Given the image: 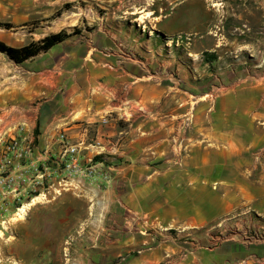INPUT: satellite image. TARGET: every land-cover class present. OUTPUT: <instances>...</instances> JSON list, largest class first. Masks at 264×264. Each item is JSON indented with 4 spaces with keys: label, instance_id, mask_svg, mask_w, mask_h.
<instances>
[{
    "label": "rangeland",
    "instance_id": "obj_1",
    "mask_svg": "<svg viewBox=\"0 0 264 264\" xmlns=\"http://www.w3.org/2000/svg\"><path fill=\"white\" fill-rule=\"evenodd\" d=\"M61 31L73 37L22 64L0 52V79L34 76L46 112L72 111L69 90L90 89L105 116L78 127L83 137L58 135L62 187L53 181L24 215L0 213V264H129L149 234L198 258L263 241L264 216L243 195L264 188V0H0V42L20 48ZM152 178L147 199L174 223L163 236L125 207L140 206L132 194ZM209 203L211 223L176 225L183 208Z\"/></svg>",
    "mask_w": 264,
    "mask_h": 264
},
{
    "label": "crops",
    "instance_id": "obj_2",
    "mask_svg": "<svg viewBox=\"0 0 264 264\" xmlns=\"http://www.w3.org/2000/svg\"><path fill=\"white\" fill-rule=\"evenodd\" d=\"M89 91L90 89H86L83 91L84 94L77 96L74 94L75 89L71 88L69 93L73 94L65 102L69 105L73 104L72 111L58 112L55 108L53 111L46 112L41 111L43 104H39L38 107L35 105L37 82L34 76L22 79V83L21 79L14 74L7 75L4 82L0 79V213L10 212L13 207L24 206L30 200L31 203L28 205L32 206L35 204L36 196L47 198L52 193V182L57 180L52 178V158L58 159L62 153L58 135L65 133L71 138H79L83 134L81 130H76L78 127H81L83 123L100 122L105 116V110L100 109V94L98 92L93 94ZM75 106L78 112L74 110ZM11 140L19 142L22 156L14 158L13 165L6 167L3 166L4 158L12 154L5 152L4 147ZM260 144V142L253 144V147H258ZM262 155L261 152L257 153L259 161L263 158ZM82 158L84 159L85 156ZM204 161L208 162V160ZM7 176H12L16 184L5 186L3 179ZM124 180L131 182L127 175L120 179V181ZM152 180L153 178L147 183L143 181L138 191L135 192L138 194H132L140 197V206L135 208L128 204L125 207L130 212H139L143 219L140 227L154 229L157 234L163 236L161 229L166 224L174 223L164 221V205L158 203V199L154 201L147 199L153 193ZM54 182H57L54 184L56 189L62 187V179ZM116 191L112 188L107 190L106 194H115ZM155 196L157 198L158 194ZM243 197H248V199L252 197V206L256 208L259 215L264 216V188L252 189L251 193H245ZM144 198L145 201L142 200ZM117 209L119 207L113 205V211L116 212ZM182 212L185 215L181 220L178 217L175 221L177 226L203 227L212 222L213 207L210 203L207 205L193 204L183 208ZM149 236L151 238H145L142 241L143 244H149L148 250L142 252L129 264H259L260 260H264V240L244 241L238 251L222 252L223 248L220 250L210 248L204 253L203 258H198L195 248L185 250L179 242L165 240L153 234ZM119 242L120 240H115V243ZM115 250L117 251L111 254L114 259L121 256L118 249ZM237 257L239 258L237 262H231Z\"/></svg>",
    "mask_w": 264,
    "mask_h": 264
},
{
    "label": "trees",
    "instance_id": "obj_3",
    "mask_svg": "<svg viewBox=\"0 0 264 264\" xmlns=\"http://www.w3.org/2000/svg\"><path fill=\"white\" fill-rule=\"evenodd\" d=\"M73 35L65 31L52 34L38 42H32L24 47L16 48L0 42V52L6 54L16 64H22L38 55L49 52L54 47L64 43Z\"/></svg>",
    "mask_w": 264,
    "mask_h": 264
},
{
    "label": "built area",
    "instance_id": "obj_4",
    "mask_svg": "<svg viewBox=\"0 0 264 264\" xmlns=\"http://www.w3.org/2000/svg\"><path fill=\"white\" fill-rule=\"evenodd\" d=\"M4 149H5V152H7L8 154H12V155L11 156H8V155L5 156L3 166L10 167L11 165H13V159L14 158H18V157L22 156V154L20 152V144L17 140H11L10 142H7ZM66 152L70 154L71 159H72L71 162H74L73 167L75 170L73 172H75L76 174H80V175L84 174V172H86V171H83L82 169H80L75 164L77 162V159L75 158V156H76L75 154L78 153L77 147H70L67 149ZM91 172H89V173H91ZM3 184L5 186L9 187L12 184L15 185L16 182L12 176H7V178L3 179Z\"/></svg>",
    "mask_w": 264,
    "mask_h": 264
},
{
    "label": "bare ground",
    "instance_id": "obj_5",
    "mask_svg": "<svg viewBox=\"0 0 264 264\" xmlns=\"http://www.w3.org/2000/svg\"><path fill=\"white\" fill-rule=\"evenodd\" d=\"M258 127V126H257ZM264 127V126H263ZM259 128V127H258ZM29 205H24L22 208L19 209L20 215H24L26 212V209Z\"/></svg>",
    "mask_w": 264,
    "mask_h": 264
}]
</instances>
